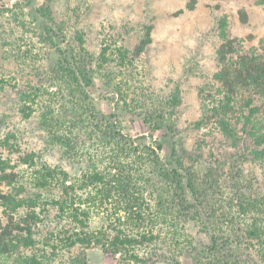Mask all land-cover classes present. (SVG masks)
I'll list each match as a JSON object with an SVG mask.
<instances>
[{
	"label": "trees",
	"instance_id": "16d2710c",
	"mask_svg": "<svg viewBox=\"0 0 264 264\" xmlns=\"http://www.w3.org/2000/svg\"><path fill=\"white\" fill-rule=\"evenodd\" d=\"M41 1L0 0V14L13 15L0 27V94H14L18 113L36 120L45 141L44 152L22 154L15 136L0 139V264H89L93 248L117 264H264V193L254 194L246 171L259 166L264 181V50H245L228 20L218 21L219 70L200 91L204 113L193 126L207 130L199 151L213 150L212 138L231 151H210L212 163L198 170L202 155L176 144L180 90L159 105L140 77L154 24L142 26L133 48L105 34L94 56L78 26L81 3L67 21L55 17V0ZM95 75L125 106L129 97L140 105L142 114L131 105L127 115L143 119L147 136L133 138L119 114L101 113ZM161 132L166 138L154 140ZM3 149L19 159L12 163ZM57 151L61 163L47 162L45 153Z\"/></svg>",
	"mask_w": 264,
	"mask_h": 264
},
{
	"label": "rangeland",
	"instance_id": "374dc122",
	"mask_svg": "<svg viewBox=\"0 0 264 264\" xmlns=\"http://www.w3.org/2000/svg\"><path fill=\"white\" fill-rule=\"evenodd\" d=\"M191 1L55 0L53 5L57 19L71 21V9L81 3L78 26L86 35L87 50L94 56L99 54L101 38L105 34H113L121 44L133 48L140 38L142 26L154 24L153 42L138 63L140 77L152 88L159 105L168 101L177 89L180 90L182 105L176 112L180 134L176 138V144L180 150L185 149L189 154L197 157L202 155L197 167L198 170H206L212 163L209 162L210 151L219 158L225 155L226 150L231 151L223 140L214 138L211 140L213 150L203 147L199 151L197 142L207 130H197L193 126L204 113L200 91L212 85V77L219 70L216 60V51L221 44L217 31L218 21L222 18L228 20L230 35L241 39L245 50H264V5H259L257 0H196L195 9L189 10ZM41 3V0H34L33 6ZM11 4H14V0ZM241 11L248 15L246 24L241 21ZM33 12L31 8L26 10L22 18L28 23L33 22ZM12 19V13L5 16L0 14V27L7 28L13 22ZM23 45L26 46L25 43ZM24 50L26 48H23L22 54L17 58V63H21V57L26 56L23 54ZM51 57L54 62V51L51 52ZM3 63L0 49V68ZM94 82L92 95L101 113L119 114L123 130L133 138L147 136L149 131L143 119L127 115L131 114L128 108L131 109L133 105L138 108L134 114H142L140 105L133 103L129 97L128 105L125 106L119 97H115L102 77L95 75ZM263 102L264 100L259 101ZM35 126V119L25 120L18 113L12 92L0 94V139H11L15 136L22 154L44 152V137L37 134ZM163 138L166 137L161 132L154 140ZM170 148V144H167L166 153L170 152ZM2 153L12 163L20 157V154L12 153L8 149H3ZM45 156L46 161L53 165L61 163V154L58 151L45 153ZM246 171L255 176L252 177L254 194L258 196L264 193V181L259 166L247 164ZM87 256L89 264H117L113 256L105 254L100 248L89 249Z\"/></svg>",
	"mask_w": 264,
	"mask_h": 264
}]
</instances>
